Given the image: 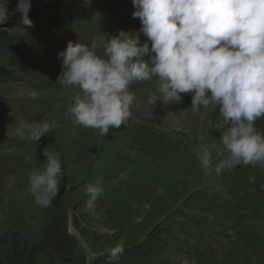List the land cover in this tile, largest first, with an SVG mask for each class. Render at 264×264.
<instances>
[{
	"label": "rangeland",
	"instance_id": "374dc122",
	"mask_svg": "<svg viewBox=\"0 0 264 264\" xmlns=\"http://www.w3.org/2000/svg\"><path fill=\"white\" fill-rule=\"evenodd\" d=\"M17 0H8L11 13ZM131 0H31L0 24V237L34 236L41 206L29 194L27 173L44 166L42 152L59 154L63 176L51 203L67 208L75 261L89 264L117 241L135 250L148 236H167V252L148 264H264V167L239 165L217 173L223 159L218 110L196 113L191 93L163 99L155 79L135 82L126 125L101 138L72 124L75 90L58 83L59 51L67 42L103 55L106 39L124 31L144 42ZM147 59V57H145ZM56 127L37 143L21 132L35 122ZM264 134V118L256 121ZM207 150L205 173L197 153ZM100 184L95 212L85 210L86 185ZM38 264H49L38 258Z\"/></svg>",
	"mask_w": 264,
	"mask_h": 264
},
{
	"label": "clouds",
	"instance_id": "9594fccd",
	"mask_svg": "<svg viewBox=\"0 0 264 264\" xmlns=\"http://www.w3.org/2000/svg\"><path fill=\"white\" fill-rule=\"evenodd\" d=\"M133 18L140 21L144 42L124 31L106 39L103 55L96 45L67 42L57 53L61 59L58 83L75 90L67 115L75 126L95 129L103 138L110 128L126 125L132 115L135 82L155 79L165 101L180 102L191 93V109L218 110L225 154L215 171L239 165L264 167V134L256 121L264 118V0H131ZM8 0H0V24L20 13V22L32 27L31 0H17L10 13ZM147 57V59H145ZM35 122L21 132L37 143L56 127ZM207 173L211 154L197 153ZM44 166L27 173V187L18 195H31L47 207L60 191L63 176L59 154L44 150ZM100 184L86 185L85 210L95 212L103 194ZM125 250L117 241L107 250L108 264H117Z\"/></svg>",
	"mask_w": 264,
	"mask_h": 264
},
{
	"label": "trees",
	"instance_id": "16d2710c",
	"mask_svg": "<svg viewBox=\"0 0 264 264\" xmlns=\"http://www.w3.org/2000/svg\"><path fill=\"white\" fill-rule=\"evenodd\" d=\"M42 226L34 236L0 237V264H38L47 258L49 264H77V241L70 236L67 208L60 203L41 207ZM167 236H148L135 250L125 249L117 264H148L152 258L167 252L163 243ZM84 264V263H83ZM89 264H108L107 252L96 256Z\"/></svg>",
	"mask_w": 264,
	"mask_h": 264
}]
</instances>
